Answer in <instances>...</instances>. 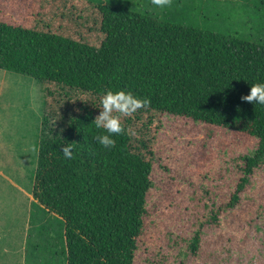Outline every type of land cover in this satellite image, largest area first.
I'll return each mask as SVG.
<instances>
[{"label": "trees", "instance_id": "16d2710c", "mask_svg": "<svg viewBox=\"0 0 264 264\" xmlns=\"http://www.w3.org/2000/svg\"><path fill=\"white\" fill-rule=\"evenodd\" d=\"M0 70L31 77L42 89L32 197L62 222L64 264H135L164 115L257 140L254 155L242 158L227 207L239 203L264 164V105L242 99L252 84L264 82L262 40L126 5L0 0ZM108 89L151 100L149 108L122 118L125 132L112 149L96 142L103 130L93 122ZM68 143L71 160L62 154ZM200 237L198 231L191 240L192 254Z\"/></svg>", "mask_w": 264, "mask_h": 264}, {"label": "rangeland", "instance_id": "374dc122", "mask_svg": "<svg viewBox=\"0 0 264 264\" xmlns=\"http://www.w3.org/2000/svg\"><path fill=\"white\" fill-rule=\"evenodd\" d=\"M87 1L264 41V6L254 0H172L163 10L151 0ZM44 101L37 81L0 70V264H64L62 222L32 197ZM256 146L245 134L164 115L135 264H264V164L239 203L227 207L242 158L252 157Z\"/></svg>", "mask_w": 264, "mask_h": 264}, {"label": "clouds", "instance_id": "9594fccd", "mask_svg": "<svg viewBox=\"0 0 264 264\" xmlns=\"http://www.w3.org/2000/svg\"><path fill=\"white\" fill-rule=\"evenodd\" d=\"M156 9H165L172 5V0H151ZM243 100L259 105H264V82H256L251 85L250 94L242 97ZM151 100L147 97L135 95L132 91L108 89L100 96V114L93 121L96 129L103 131L95 137L96 142L104 149H112L116 146L114 137L124 134L122 124L123 117H131L139 109L150 107ZM74 146L68 143L63 146L64 159L74 158Z\"/></svg>", "mask_w": 264, "mask_h": 264}]
</instances>
